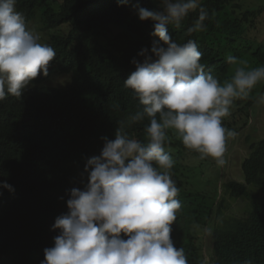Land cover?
I'll return each mask as SVG.
<instances>
[{"label":"trees","instance_id":"obj_1","mask_svg":"<svg viewBox=\"0 0 264 264\" xmlns=\"http://www.w3.org/2000/svg\"><path fill=\"white\" fill-rule=\"evenodd\" d=\"M200 3L210 17L205 31L188 33L198 11L168 31L177 43H198L206 72L221 83L230 80L235 66L227 63L229 55L249 69L264 66V45L255 48L257 37H251L264 8L248 9L241 0ZM136 4L157 8L159 0H129L124 6L121 0H16L27 27L40 20L42 31L51 32L47 45L56 57L48 76L37 77L21 99L9 96L0 102V184L6 181L15 189L10 193L0 188V264H40L43 249L58 235L52 230L55 218L68 211L67 193L86 182L87 160L98 156L103 137L114 139L120 122L137 110L138 100L125 89L124 80L135 70L132 59H139L138 52L156 38L151 36L152 22H141L135 14ZM54 76L69 81L52 86ZM261 84L248 99L234 101L223 120L225 128L238 134L249 127ZM147 123L126 131L144 141ZM168 136L165 148L175 161L171 173L182 205L171 235L188 264L206 263L200 234L207 229L215 264L247 259L264 264V140H249L243 181L223 183L221 193L216 187L210 195L188 188L190 166L185 162L189 157L201 160L199 154L186 149L173 133ZM227 196L246 200L245 214L226 216Z\"/></svg>","mask_w":264,"mask_h":264},{"label":"clouds","instance_id":"obj_2","mask_svg":"<svg viewBox=\"0 0 264 264\" xmlns=\"http://www.w3.org/2000/svg\"><path fill=\"white\" fill-rule=\"evenodd\" d=\"M128 2L121 0L120 6ZM133 7L141 22H152L156 38L132 59L135 70L124 80L138 100L137 110L120 122L114 139L103 137L100 154L87 160L86 182L67 193L68 211L55 218L52 230L58 235L43 249L40 264H188L171 235L182 205L171 173L175 161L165 148L168 133L201 160L224 166L227 141L237 132L225 128L223 120L234 101L248 99L264 82V66L249 69L229 55L234 74L221 83L205 71L195 40L180 44L173 39L169 26L179 28L193 12L198 18L188 33L206 30L210 17L200 0ZM55 57V50L27 27L16 0H0V102L9 96L21 99L37 77L48 76ZM258 102L264 103V96ZM144 121V141L126 131ZM0 188L15 191L6 181Z\"/></svg>","mask_w":264,"mask_h":264},{"label":"rangeland","instance_id":"obj_3","mask_svg":"<svg viewBox=\"0 0 264 264\" xmlns=\"http://www.w3.org/2000/svg\"><path fill=\"white\" fill-rule=\"evenodd\" d=\"M244 6L251 10L264 8V0H241ZM28 28L39 34L40 42L48 44L51 32L42 31V23L36 20L28 26ZM258 28L251 33V37H257V41H253L255 48L259 45H264V13L258 22ZM251 43V42H250ZM69 81L67 76H54L49 81L52 86H65ZM261 84V83H260ZM260 87V96H264V83ZM259 86V84H258ZM259 100V99H258ZM257 143L264 140V103L258 101L252 108V119L249 127L232 138L227 146L225 153L226 163L224 166H217L212 159L196 160L191 157L187 158L186 164L190 166L187 173L188 188L196 192L212 193L218 187V193L222 191V184L228 181H243L242 165L245 159L250 154V143ZM198 163V164H197ZM226 216H242L248 207L246 200H235L231 197H226ZM212 222V225L215 223ZM216 224V223H215ZM202 243L204 244V252L206 255L205 264H215L213 252V237L210 229L205 230L200 234Z\"/></svg>","mask_w":264,"mask_h":264}]
</instances>
